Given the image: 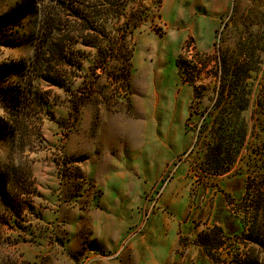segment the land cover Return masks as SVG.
<instances>
[{
    "label": "rangeland",
    "instance_id": "obj_1",
    "mask_svg": "<svg viewBox=\"0 0 264 264\" xmlns=\"http://www.w3.org/2000/svg\"><path fill=\"white\" fill-rule=\"evenodd\" d=\"M136 2L148 19L133 29L132 47L117 43L119 56L104 59L96 45H72L69 54L80 70L77 64L63 69L55 77L62 86L31 70L41 12L0 23V62L24 63L8 73L0 90V164L17 175L19 199L15 209L3 205L0 211V264H214L199 245V235L213 226L222 229L216 264H240L248 256L264 264V248L252 249L240 237L254 195L245 189L248 165L258 158L259 142L264 145V0ZM16 7L17 0H0V15ZM109 31L100 36L105 42ZM242 58L258 70L246 80L254 92L243 112L250 134L237 162L217 174L204 158L214 142L207 112L220 64ZM144 107L161 110L160 116L165 110L174 125L163 171L128 179L129 224L118 251H72L69 236L57 233L64 225L60 208L97 209L102 196L84 169L86 150L100 123L140 120ZM47 209L52 219L42 216Z\"/></svg>",
    "mask_w": 264,
    "mask_h": 264
},
{
    "label": "trees",
    "instance_id": "obj_2",
    "mask_svg": "<svg viewBox=\"0 0 264 264\" xmlns=\"http://www.w3.org/2000/svg\"><path fill=\"white\" fill-rule=\"evenodd\" d=\"M97 1L102 2L103 6L93 4V0H55L54 4H45L42 0H17V9L12 12L14 14L0 15V23L4 17L9 18L11 15L26 16L29 13L41 12V25L30 62L31 70L50 83L62 86V82L59 83L55 77L63 76V69L72 67L73 64L75 67L77 64L75 69L80 70L79 62L72 61L74 56L69 54L72 45H96L100 48L99 55L104 59L107 56L117 58L120 52H117L115 45L131 44L132 47L133 29L148 19L146 13L138 9L140 5L136 0ZM105 5L108 7H104ZM122 18L126 19L118 28H114L113 25L109 27V23H117ZM130 25L132 26L129 27ZM107 28L110 31L105 42L100 36L105 30L108 31ZM103 44L109 45L110 48L101 49ZM130 55L129 52L126 57L123 56L129 58ZM22 63L19 61L15 67H10L0 62V90H4L1 84L6 81L8 73L14 68H19ZM252 73L258 74L256 66L244 58L231 64L223 60L220 64L215 100L207 112L206 122L211 126L214 142L206 147L204 155L211 169L217 174L227 171L236 163L241 150L247 145L250 128L243 112L248 108L254 94L252 84L246 81ZM261 121L259 120L260 124ZM3 132L0 123V138ZM254 133L252 129L251 135L259 142L258 136ZM258 145L254 152V156L258 158L248 165L250 171L245 186L246 192L254 191L252 198H248L251 215L240 236L245 243L252 246V249L253 246L264 248V145L262 146L260 142ZM252 174L253 177H250ZM254 177L257 180H254ZM255 181L256 184L252 185L251 183ZM16 184L17 175L11 171V167L0 164V211L3 205L9 209H15L18 205L19 199L14 191ZM221 233L220 227L213 226L210 232L199 235V245L214 264L217 263L215 250L221 244L219 236ZM240 264L263 263L259 262L258 257L251 259L248 256L240 260Z\"/></svg>",
    "mask_w": 264,
    "mask_h": 264
},
{
    "label": "crops",
    "instance_id": "obj_3",
    "mask_svg": "<svg viewBox=\"0 0 264 264\" xmlns=\"http://www.w3.org/2000/svg\"><path fill=\"white\" fill-rule=\"evenodd\" d=\"M160 111L144 107L138 110L143 117L140 120L113 118L112 124L107 126L102 122L98 126L95 142L86 150L89 160L83 166L95 180L94 189L102 190L99 208L62 206L57 214L64 223L57 233L69 236L72 251L91 255L121 248L129 224L128 179L159 175L163 171L166 147L171 145L170 130L174 125L166 120V111L162 110V116ZM42 216L46 220L53 217L50 209Z\"/></svg>",
    "mask_w": 264,
    "mask_h": 264
}]
</instances>
